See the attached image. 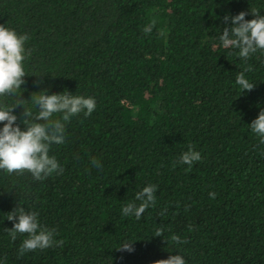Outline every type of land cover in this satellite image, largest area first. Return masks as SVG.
<instances>
[{"label":"trees","instance_id":"16d2710c","mask_svg":"<svg viewBox=\"0 0 264 264\" xmlns=\"http://www.w3.org/2000/svg\"><path fill=\"white\" fill-rule=\"evenodd\" d=\"M252 8L264 15V0H0V24L29 36L15 95L97 104L52 146L61 173L0 171L3 264H155L173 251L186 264H264V143L247 125L264 108V52L242 60L218 41L226 14ZM240 72L254 82L241 95ZM189 145L202 156L191 168L177 163ZM147 184L156 203L122 216ZM18 203L62 243L20 255L27 234L12 240L6 219Z\"/></svg>","mask_w":264,"mask_h":264},{"label":"clouds","instance_id":"9594fccd","mask_svg":"<svg viewBox=\"0 0 264 264\" xmlns=\"http://www.w3.org/2000/svg\"><path fill=\"white\" fill-rule=\"evenodd\" d=\"M260 12V8H252L250 13L241 11L236 15L226 14L223 17L224 26L218 36L220 45L236 50L242 60L249 59L257 52H264V15ZM247 14H251L253 18L245 19ZM148 30L150 29H145ZM28 39L27 34L18 33L15 29L0 24V171L8 174L27 172L34 180L43 181L52 174L63 171L56 156L50 152L53 145L66 142L67 123L80 114L84 117L90 116L97 104L95 97L91 95L76 94L68 90L56 93L42 88L33 92L37 95L32 93L28 99L30 105H25L23 102L26 100L20 99L21 93L19 96L15 94L22 89L24 77L27 75L25 61L31 55V50L26 48ZM235 82L240 90L239 95L254 86V82H250L244 72L237 74ZM36 83L39 85L42 81ZM17 106L23 109L19 123L14 112ZM247 125L260 142L264 143V108ZM201 159V152L189 145L186 151L181 152L177 163L191 168ZM90 163L96 168L102 166L95 157L91 158ZM156 193V185H144L135 193L132 202L121 207L122 216L139 219L146 209L156 203ZM6 219L13 222L8 229L12 240L16 239L17 234H27L19 245L20 255L62 243L55 238V229L41 223L37 211L26 209L20 203L8 212ZM171 239L178 241L179 238L173 235ZM132 242H123L119 248L131 251ZM173 252H168L167 259L158 260L155 264H186V258L180 251ZM0 264H3L2 259Z\"/></svg>","mask_w":264,"mask_h":264}]
</instances>
